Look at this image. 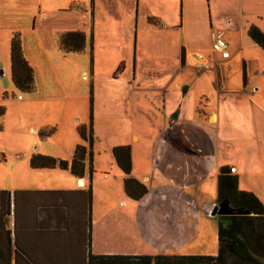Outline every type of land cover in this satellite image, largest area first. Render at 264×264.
<instances>
[{
  "label": "crops",
  "instance_id": "crops-1",
  "mask_svg": "<svg viewBox=\"0 0 264 264\" xmlns=\"http://www.w3.org/2000/svg\"><path fill=\"white\" fill-rule=\"evenodd\" d=\"M112 1L116 8L121 5L119 0ZM205 1L206 6L196 13L189 0H180V15L170 6L165 11L167 16L153 12L147 24L139 27L136 22L132 72L129 23H121L126 38L116 47L119 57L114 62L115 67L122 65L121 74L126 76V93L118 106L121 115L128 118L132 138L131 143L111 146V155L115 147H129L130 175L147 188L140 199L150 195L151 200L160 202L157 210L172 224L169 230L161 228V224L156 229H163L176 245L182 246L197 238L203 217L212 215L221 167L234 169L238 188L252 193L264 207V51L247 35L250 27L264 33V0ZM86 4L91 9V28L95 29L96 0ZM106 22L98 20V27L103 28ZM215 35L221 36L227 50L230 48L227 58L214 47ZM87 46L86 38L85 50ZM89 47L92 54L98 49L91 44ZM201 63L206 68H201ZM91 65L95 67V60ZM147 67L154 71L153 76L146 73ZM188 70L196 71L195 80L178 81L180 75L189 74ZM148 83L155 85L154 89L144 86ZM65 99L68 101V97ZM81 122L75 119V125ZM79 143L78 140L74 146ZM72 154L73 151L69 159H56L70 161ZM106 164L103 170L110 176L104 174L103 191L115 196L103 207L98 237L92 194L90 253L155 255L137 248L126 249L127 239L133 243V239L155 238L151 235L153 226L149 224V233L139 230L138 221L134 224L138 214L133 209L137 207L126 203L135 200L124 193L125 176L113 156ZM87 166L83 177L67 186L7 191L27 193L15 202L10 197L4 225L18 236L20 264H83L88 242L82 200L87 190ZM49 171L68 172L59 168ZM173 191L179 195L175 199L171 197ZM47 192L72 195L55 197ZM162 195L164 201L159 199ZM11 264H15L13 255Z\"/></svg>",
  "mask_w": 264,
  "mask_h": 264
},
{
  "label": "rangeland",
  "instance_id": "rangeland-1",
  "mask_svg": "<svg viewBox=\"0 0 264 264\" xmlns=\"http://www.w3.org/2000/svg\"><path fill=\"white\" fill-rule=\"evenodd\" d=\"M89 1L0 0V107L4 110L0 116V190H39L73 184L76 180L68 172L32 169L29 159L33 155L69 159L79 140L75 119L79 118L87 128L91 117L93 173L91 180L85 179V187H92L94 219L100 237L103 207L115 196L103 191L104 174L110 176V172L103 170L107 168L106 160L112 157L110 147L116 143H131L132 138L128 118L121 115L118 106L127 86L126 76L116 73L118 66L114 64L119 57L116 47L121 46L126 38L121 23H129L132 72L136 22L139 27L147 24L153 12L167 16L165 11H169L170 6H174L173 10L176 9L180 15L181 2L119 0L121 5L116 8L117 4L112 0H96L94 29L91 28V9L86 4ZM189 2L194 13L206 6L205 0ZM98 20L107 21L103 28L98 27ZM75 30L84 31L88 48L82 53H62L56 44V34ZM14 33L19 34L23 57L33 73L34 90L31 93L16 91L10 79L9 48ZM219 38L225 43L221 36ZM90 44L98 48L94 54L89 50ZM92 59L95 60V67L91 65ZM145 71L151 72L152 76L154 74L151 68L147 67ZM187 74L180 75L178 81L193 82L197 76L195 70H188ZM144 86L154 89L155 85L148 83ZM4 95L7 99H3ZM38 132L46 136L44 140L40 139ZM174 194L177 192L173 191V199L179 196ZM159 197L160 201H164L163 195ZM155 200H151L149 195L142 200L126 201L137 207L133 209L138 214L134 224L138 221L141 224L139 230L149 233V224H152L151 235L155 237L133 239V243L127 239L126 249L137 248L155 255H180L182 252L217 255L216 215L203 217L198 236L192 243L176 245L166 231L155 227L161 224V228L169 230L172 225L157 210L160 202ZM225 208L229 210L227 206L220 207V210ZM176 219L177 215H174L173 221ZM132 226L136 232V226Z\"/></svg>",
  "mask_w": 264,
  "mask_h": 264
},
{
  "label": "trees",
  "instance_id": "trees-1",
  "mask_svg": "<svg viewBox=\"0 0 264 264\" xmlns=\"http://www.w3.org/2000/svg\"><path fill=\"white\" fill-rule=\"evenodd\" d=\"M249 39L264 51V33L257 27H250L247 31ZM58 50L64 54L82 53L86 48V36L83 31H66L56 34ZM10 79L20 93H31L34 90L33 73L24 59L21 41L18 33H14L9 48ZM123 68L120 64L116 73ZM3 99H7L4 95ZM4 110L0 107V116ZM80 143L74 147L70 161H63L53 157L33 155L29 159L32 169L67 170L74 178L80 179L86 173V159L88 179L92 177L91 147L93 143L91 131V117L89 126L78 125L76 128ZM37 135L44 140L42 132ZM114 161L123 173V187L125 195L138 200L145 193L146 188L131 177V156L129 147H115L112 149ZM55 197H69L72 192H47ZM27 193L0 191V264H11L12 255L15 264L19 263L22 252L17 244L16 232L10 233L4 228L5 219L9 213V200L14 202L19 196ZM83 218L87 231V252L83 264H264V207L250 192L238 188L237 178L228 167H221L217 175V206H227L232 214H216L218 252L216 256L205 255H93L90 253L91 203L92 192L89 186L83 193ZM15 212V208H14Z\"/></svg>",
  "mask_w": 264,
  "mask_h": 264
},
{
  "label": "built area",
  "instance_id": "built-area-1",
  "mask_svg": "<svg viewBox=\"0 0 264 264\" xmlns=\"http://www.w3.org/2000/svg\"><path fill=\"white\" fill-rule=\"evenodd\" d=\"M213 44H214V47L216 48V50L221 53V56L223 58H227L229 56V52L227 50V45L220 40L219 36H216ZM200 67L206 68V65L204 63H201ZM233 172H234V169H231V173H233Z\"/></svg>",
  "mask_w": 264,
  "mask_h": 264
},
{
  "label": "water",
  "instance_id": "water-1",
  "mask_svg": "<svg viewBox=\"0 0 264 264\" xmlns=\"http://www.w3.org/2000/svg\"><path fill=\"white\" fill-rule=\"evenodd\" d=\"M233 212L228 210V209H222L220 210V207H218L217 205L213 208L212 211V215H216V214H223V215H228V214H232Z\"/></svg>",
  "mask_w": 264,
  "mask_h": 264
}]
</instances>
